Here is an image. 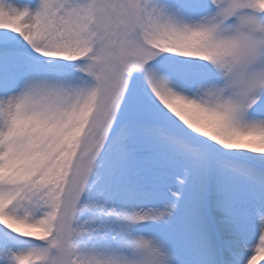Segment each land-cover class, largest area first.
I'll return each instance as SVG.
<instances>
[{
	"label": "snow or ice",
	"instance_id": "1",
	"mask_svg": "<svg viewBox=\"0 0 264 264\" xmlns=\"http://www.w3.org/2000/svg\"><path fill=\"white\" fill-rule=\"evenodd\" d=\"M0 264H264V0H0Z\"/></svg>",
	"mask_w": 264,
	"mask_h": 264
}]
</instances>
